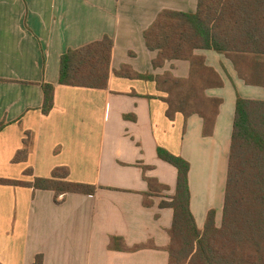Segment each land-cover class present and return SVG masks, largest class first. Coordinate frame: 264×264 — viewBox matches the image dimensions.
I'll return each instance as SVG.
<instances>
[{"label": "crops", "instance_id": "1", "mask_svg": "<svg viewBox=\"0 0 264 264\" xmlns=\"http://www.w3.org/2000/svg\"><path fill=\"white\" fill-rule=\"evenodd\" d=\"M197 0H0V179L32 182L57 168L68 180L96 187L94 195L0 186V264H168L166 248L173 212L176 169L157 148L189 163L190 211L202 230L215 212L219 227L225 196L237 95L264 101V90L246 86L225 56L199 51L223 88L207 91L222 100L213 134L202 136L198 116L166 118V104L153 82L117 77L122 66L136 74L185 79L186 61L153 69L156 52L143 33L164 11L195 13ZM108 37L113 41L105 90L58 83L61 56ZM54 86L53 108L41 111L42 85ZM253 93L255 97L249 94ZM31 136L26 161H13ZM32 171V176L24 172ZM146 179L169 191L148 197ZM111 238L121 239L110 250Z\"/></svg>", "mask_w": 264, "mask_h": 264}, {"label": "trees", "instance_id": "2", "mask_svg": "<svg viewBox=\"0 0 264 264\" xmlns=\"http://www.w3.org/2000/svg\"><path fill=\"white\" fill-rule=\"evenodd\" d=\"M146 48L156 52L153 69L165 62L186 61L189 75L175 78L170 72L162 76L139 75L127 66L114 74L117 77L153 82L165 95V116L176 114L185 119L198 116L202 120V136L211 137L222 104L221 99L207 96V91L223 88L219 74L196 55L212 51L225 56L246 85L264 90V0H197L195 13L164 10L143 33ZM113 41L104 37L60 58L58 83L61 86L105 90L107 88ZM41 111L53 108L54 86L42 85ZM4 124H0V132ZM31 147L26 133L23 148L13 161L25 162ZM157 157L177 171L174 195L160 208L173 212L170 242L166 251L168 264H264V101L247 100L237 95L230 139L228 170L220 226L215 212L207 214L202 230L196 226L190 211L188 184L189 163L181 157L157 148ZM25 176H32L29 169ZM68 170L57 168L50 178H34L32 182L0 179V186L27 187L53 192L55 202L67 194L94 195L96 187L68 180ZM149 193L143 205L150 207L148 197L169 191L156 180L146 179ZM121 239L111 238L109 249L135 252L146 245L131 249L115 247ZM33 264H43L38 255Z\"/></svg>", "mask_w": 264, "mask_h": 264}, {"label": "rangeland", "instance_id": "3", "mask_svg": "<svg viewBox=\"0 0 264 264\" xmlns=\"http://www.w3.org/2000/svg\"><path fill=\"white\" fill-rule=\"evenodd\" d=\"M249 95H251V96H248V97H255V96H253V93H251V94H249Z\"/></svg>", "mask_w": 264, "mask_h": 264}]
</instances>
